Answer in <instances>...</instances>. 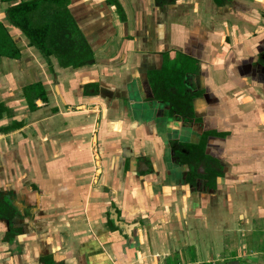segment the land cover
<instances>
[{"label": "crops", "instance_id": "crops-1", "mask_svg": "<svg viewBox=\"0 0 264 264\" xmlns=\"http://www.w3.org/2000/svg\"><path fill=\"white\" fill-rule=\"evenodd\" d=\"M16 3L0 264H264V0H69L94 53L78 68L30 44ZM183 63L190 120L148 78Z\"/></svg>", "mask_w": 264, "mask_h": 264}, {"label": "trees", "instance_id": "trees-1", "mask_svg": "<svg viewBox=\"0 0 264 264\" xmlns=\"http://www.w3.org/2000/svg\"><path fill=\"white\" fill-rule=\"evenodd\" d=\"M17 1L9 8L8 19L22 30L45 58L56 57L59 65L63 68H78L94 62V53L88 41L78 27L72 13L68 8L69 0H3ZM118 5V9H119ZM20 49L0 24V56L19 58ZM149 83L154 93L151 100L162 101L170 107V115L181 120H190L193 117V100L186 95L185 70L170 69L163 66L159 71H152L149 74ZM30 88H39L41 85H33ZM40 96L43 97V91ZM29 104L31 108L35 105ZM10 110L3 102H0V119L4 115H10ZM18 124L0 127V132L9 131ZM186 154L178 156L181 165L191 166L199 160L203 154L202 146L199 148L188 147ZM202 178L196 171L191 170L186 175L187 183H195V180ZM8 208L0 198V216L8 214Z\"/></svg>", "mask_w": 264, "mask_h": 264}, {"label": "flooded vegetation", "instance_id": "flooded-vegetation-1", "mask_svg": "<svg viewBox=\"0 0 264 264\" xmlns=\"http://www.w3.org/2000/svg\"><path fill=\"white\" fill-rule=\"evenodd\" d=\"M184 65L185 66H187L185 63H183V65H182V69H184ZM184 70H186V69H184ZM9 114H11V112H9ZM5 116V115H4ZM4 116L0 119V121L4 118ZM13 124H11V125H9V126H12ZM8 125H4V124H2V125H0V127H7ZM15 128V127H14ZM13 128V129H14ZM13 129H11V130H13ZM10 131V130H9ZM9 131H3V132H0V134H2V133H4V132H9Z\"/></svg>", "mask_w": 264, "mask_h": 264}]
</instances>
